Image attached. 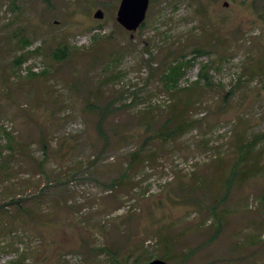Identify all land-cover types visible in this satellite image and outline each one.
<instances>
[{"label":"rangeland","instance_id":"374dc122","mask_svg":"<svg viewBox=\"0 0 264 264\" xmlns=\"http://www.w3.org/2000/svg\"><path fill=\"white\" fill-rule=\"evenodd\" d=\"M120 1L0 0V264H264V0H151L133 39ZM197 47L173 97L161 65ZM176 110L191 128L148 140Z\"/></svg>","mask_w":264,"mask_h":264},{"label":"trees","instance_id":"16d2710c","mask_svg":"<svg viewBox=\"0 0 264 264\" xmlns=\"http://www.w3.org/2000/svg\"><path fill=\"white\" fill-rule=\"evenodd\" d=\"M244 4H247V0H244ZM249 4V2H248ZM254 4V3H253ZM146 24V21L142 24V26L140 27L143 28ZM22 43V49H26L30 44H29V40H24L21 41ZM184 49H180L179 52L177 51H170L168 53V55L165 58V61L163 62V64L161 65L162 67L165 65V70L163 71V73L161 74V78L162 81L164 83V86L167 88V90L169 91V93L173 96V97H177L180 93L179 88H180V82L181 80L185 77L186 71L192 67V65L195 63L196 58L199 56H202L206 53H204L201 49H199V47L195 48L193 50V57L191 59H187V55L183 53ZM69 55V49L67 46H60L59 48L55 49L54 52L52 53V58L55 61H64L66 60V58ZM25 55H20L19 57L16 58V64L18 67H21L22 64L25 62L26 58ZM209 66L208 65H204L199 73V77L196 80V84H200V82L204 81L205 85L207 86V88H211L214 84L211 78V75L209 73ZM44 74V73H43ZM37 74L35 73H30L29 77H35ZM153 76V73L152 75ZM241 81L242 79H240L239 83L241 85ZM235 90L232 91V94ZM168 93V94H169ZM169 94V95H170ZM170 95V96H171ZM111 103H108L106 105V107L104 108V110L102 109V107H96L94 105H90L91 110H100L101 111V118L99 119L100 121L97 122V130L99 131V133L101 134V136L103 138L106 139V142L108 143L109 140L106 138V132L104 131L103 128V124L104 122L107 120V114L109 112L110 109V105ZM190 105L191 103L188 101L186 102V106H187V111L190 109ZM154 107V106H152ZM187 111H183L182 113L177 111L175 113H170L169 117H167L164 121V123L161 125L159 132H155V135H150L147 139L149 140L152 137H158L159 139L166 140V141H170L172 139H175L177 137H179L181 135V133L189 128H191L192 126V121H190L189 119H186V113ZM148 127H151L150 124H148ZM6 137L8 140V143L3 146L0 144V158H3V151L4 149H9L10 153H14L16 150L15 148L12 146V141L13 138L11 136L10 133H6ZM133 138V135L130 136L128 139ZM257 139V137H256ZM240 144H239V150L240 152L243 153V156L241 158L242 163L245 162V160L249 157V155L253 152V149L255 148V146L257 145L256 140L252 139L251 141H243V139H240ZM43 149L44 152L47 154V145L45 142H43ZM143 148L139 147L136 151H134L133 153L130 154V158L128 161V164L124 170V173L121 174V183L123 182V180L126 178V176L129 175V172L137 165V164H141L144 163L143 159ZM248 169H245L244 171H240L239 174L243 176H248V178L252 177L255 175L256 173V169L257 167L255 166H249L247 167ZM1 172H5V166L3 163H1L0 165V175ZM235 174H237V171L234 170ZM19 202V201H16ZM5 208V206H0V215H1V211ZM212 212L213 214L216 216V218L218 219V221H220V216L216 213V207H212ZM7 229V223L2 222V218L0 217V237L2 236L1 234L4 233V230ZM2 241L0 240V245H1ZM166 244L169 246L170 242L166 241ZM172 245V244H171ZM171 257L170 254H166L165 256H163V259H167L168 257Z\"/></svg>","mask_w":264,"mask_h":264},{"label":"water","instance_id":"95a60500","mask_svg":"<svg viewBox=\"0 0 264 264\" xmlns=\"http://www.w3.org/2000/svg\"><path fill=\"white\" fill-rule=\"evenodd\" d=\"M151 0H121L119 8L116 14L117 23L130 33V38L133 39L135 33L145 22L147 12L150 6ZM95 19H103L104 12L97 10L93 16ZM146 264H168L161 259L153 260Z\"/></svg>","mask_w":264,"mask_h":264}]
</instances>
